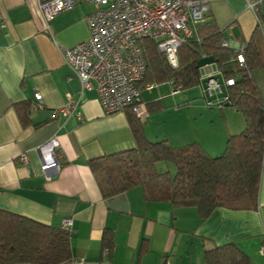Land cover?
Returning a JSON list of instances; mask_svg holds the SVG:
<instances>
[{
	"label": "crops",
	"instance_id": "obj_1",
	"mask_svg": "<svg viewBox=\"0 0 264 264\" xmlns=\"http://www.w3.org/2000/svg\"><path fill=\"white\" fill-rule=\"evenodd\" d=\"M92 10L79 3L54 16L47 30L37 0H0V209L56 228L72 219V258L61 264H205L206 249L231 241L252 264H264V153L252 210L217 207L201 219L193 206L148 200L140 186L103 196L89 161L136 142L128 112L106 114L96 90L81 92L79 78L65 64L64 50L89 39L85 18ZM207 22L222 31L227 49L255 39L264 50V0H214L202 21ZM198 71L199 80L219 73L216 63ZM251 75L264 103V67ZM158 84L140 90L147 113L139 119L150 141L197 142L217 156L227 136L243 129L242 114L224 97L206 105L200 81L176 93H161ZM36 93L42 97L39 108ZM69 98L77 102L74 112L54 117ZM22 103H30L26 124L19 116ZM48 154L58 163L43 170ZM108 238L111 248L104 246Z\"/></svg>",
	"mask_w": 264,
	"mask_h": 264
},
{
	"label": "trees",
	"instance_id": "obj_2",
	"mask_svg": "<svg viewBox=\"0 0 264 264\" xmlns=\"http://www.w3.org/2000/svg\"><path fill=\"white\" fill-rule=\"evenodd\" d=\"M223 40L215 22L196 25L178 48L176 68L168 65L154 41L140 40L146 71L138 88L166 81L171 88H192L200 81L197 61L202 56H212L222 79L234 80L226 86L224 103L242 114L243 129L229 134L223 152L211 156L197 142L172 146L167 140L150 141L141 119L127 108L136 145L89 161L104 197L140 186L148 200L193 206L201 219L217 207H256L264 153V103L251 71L264 67V50L255 39L238 50L227 49ZM238 54L243 55V64ZM29 112L30 103H22L19 116L24 124L28 123ZM160 162L172 164L173 171H158ZM110 244L108 238L104 246L111 248ZM71 258L69 231L0 209V264H61ZM204 263L252 264L232 241L206 249Z\"/></svg>",
	"mask_w": 264,
	"mask_h": 264
},
{
	"label": "built area",
	"instance_id": "obj_3",
	"mask_svg": "<svg viewBox=\"0 0 264 264\" xmlns=\"http://www.w3.org/2000/svg\"><path fill=\"white\" fill-rule=\"evenodd\" d=\"M214 0H37V5L49 30L50 20L62 11L72 9L79 3L92 5L93 10L85 21L90 37L64 50L65 64L79 78L81 92L95 89L98 100L106 114L130 108L138 118H144L146 109L142 104L138 83L144 77L146 62L139 41L148 38L154 41L171 68L178 67V48L192 35L196 25L202 23L205 12ZM252 7V4H250ZM222 45L228 47V41ZM238 61L245 62L242 54ZM220 74V73H218ZM234 83L223 81L224 86ZM179 88H171L172 93ZM203 94H218L219 84L210 79ZM35 107H42V97L35 94ZM226 96L224 97V101ZM207 106L212 101L206 98ZM77 102L69 98L61 109L53 111L54 117H67L76 108ZM222 104H218L221 107ZM80 118V115L78 114ZM58 147L57 140H51ZM27 165L25 154L19 156ZM55 154L42 157V169L56 166ZM62 227L70 230L72 219L62 221ZM264 252V244L261 248ZM70 264H82L71 261Z\"/></svg>",
	"mask_w": 264,
	"mask_h": 264
},
{
	"label": "water",
	"instance_id": "obj_4",
	"mask_svg": "<svg viewBox=\"0 0 264 264\" xmlns=\"http://www.w3.org/2000/svg\"><path fill=\"white\" fill-rule=\"evenodd\" d=\"M214 63H215V60L212 56H202L197 61V68L200 69L206 65H210V64H214ZM210 79L216 80L218 82L220 92L218 94H214L211 96L208 95V92H205V97L211 101L225 97L226 96V88L223 84V79H222L220 74H215V75H212L209 77L202 78L200 80V84H201L202 89H205L207 87V84L210 81ZM55 162L58 163L57 159H55Z\"/></svg>",
	"mask_w": 264,
	"mask_h": 264
},
{
	"label": "rangeland",
	"instance_id": "obj_5",
	"mask_svg": "<svg viewBox=\"0 0 264 264\" xmlns=\"http://www.w3.org/2000/svg\"><path fill=\"white\" fill-rule=\"evenodd\" d=\"M146 86H151V84H148ZM158 89L161 93L171 92L168 82L158 84ZM199 97H201V96H199ZM179 98H181V97H179ZM157 169H158V171H165V170L173 171V166H172V164L162 162V163H160V165L157 166Z\"/></svg>",
	"mask_w": 264,
	"mask_h": 264
}]
</instances>
